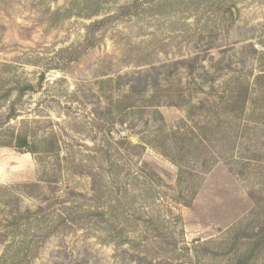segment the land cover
<instances>
[{
  "label": "rangeland",
  "instance_id": "374dc122",
  "mask_svg": "<svg viewBox=\"0 0 264 264\" xmlns=\"http://www.w3.org/2000/svg\"><path fill=\"white\" fill-rule=\"evenodd\" d=\"M262 75L264 0H0V260L264 264Z\"/></svg>",
  "mask_w": 264,
  "mask_h": 264
},
{
  "label": "trees",
  "instance_id": "16d2710c",
  "mask_svg": "<svg viewBox=\"0 0 264 264\" xmlns=\"http://www.w3.org/2000/svg\"><path fill=\"white\" fill-rule=\"evenodd\" d=\"M262 76H264V75H262ZM17 147H18L19 149L29 148V143H28L27 139H26V138L19 139V140H18V145H17ZM28 152H31V151H28ZM206 173H208V171H205V172H204V174H206ZM10 254H11V251H10V250H6L4 256H3V257L1 258V260H0V264H7L6 259L8 260V257L10 256ZM16 256H17V255H16ZM13 264H14V263H13Z\"/></svg>",
  "mask_w": 264,
  "mask_h": 264
}]
</instances>
